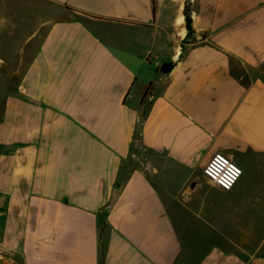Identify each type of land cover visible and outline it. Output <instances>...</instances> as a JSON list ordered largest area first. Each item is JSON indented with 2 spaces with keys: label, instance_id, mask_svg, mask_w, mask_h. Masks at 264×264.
Returning <instances> with one entry per match:
<instances>
[{
  "label": "crops",
  "instance_id": "1",
  "mask_svg": "<svg viewBox=\"0 0 264 264\" xmlns=\"http://www.w3.org/2000/svg\"><path fill=\"white\" fill-rule=\"evenodd\" d=\"M33 3L0 17V264H256L203 169L264 179V0Z\"/></svg>",
  "mask_w": 264,
  "mask_h": 264
},
{
  "label": "rangeland",
  "instance_id": "2",
  "mask_svg": "<svg viewBox=\"0 0 264 264\" xmlns=\"http://www.w3.org/2000/svg\"><path fill=\"white\" fill-rule=\"evenodd\" d=\"M0 4L2 5L0 17L11 20L17 26L16 31L20 30L23 34L30 33L34 24L40 23L39 16L42 19L47 18L41 11L33 15V0H0ZM38 6L40 7L39 4ZM40 39L41 36H38L35 43L32 42L30 46H37ZM246 178L247 173H244L231 191L233 199L237 200L239 210L236 216L229 215L227 225L229 247L233 246L229 251H235V244L254 251L260 240H264V179L260 177L256 179L261 182L258 185L253 182L245 184ZM259 256L264 257V252L259 251L253 257Z\"/></svg>",
  "mask_w": 264,
  "mask_h": 264
},
{
  "label": "built area",
  "instance_id": "3",
  "mask_svg": "<svg viewBox=\"0 0 264 264\" xmlns=\"http://www.w3.org/2000/svg\"><path fill=\"white\" fill-rule=\"evenodd\" d=\"M203 172L212 184L224 191L232 190L243 175V169L233 155L224 152L214 153ZM252 261L256 264H264V257H252Z\"/></svg>",
  "mask_w": 264,
  "mask_h": 264
},
{
  "label": "trees",
  "instance_id": "4",
  "mask_svg": "<svg viewBox=\"0 0 264 264\" xmlns=\"http://www.w3.org/2000/svg\"><path fill=\"white\" fill-rule=\"evenodd\" d=\"M171 66H172L171 64L163 65L161 69H162L164 72H167V71L171 68Z\"/></svg>",
  "mask_w": 264,
  "mask_h": 264
},
{
  "label": "water",
  "instance_id": "5",
  "mask_svg": "<svg viewBox=\"0 0 264 264\" xmlns=\"http://www.w3.org/2000/svg\"><path fill=\"white\" fill-rule=\"evenodd\" d=\"M117 191H114L113 196H112V200L115 198Z\"/></svg>",
  "mask_w": 264,
  "mask_h": 264
}]
</instances>
